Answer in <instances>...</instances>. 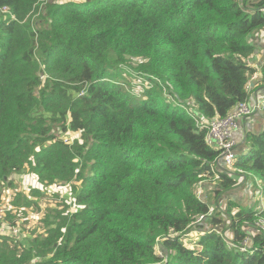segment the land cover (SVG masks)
<instances>
[{
	"label": "trees",
	"instance_id": "trees-1",
	"mask_svg": "<svg viewBox=\"0 0 264 264\" xmlns=\"http://www.w3.org/2000/svg\"><path fill=\"white\" fill-rule=\"evenodd\" d=\"M256 30L264 0H0V198L25 171L41 186L78 181L74 209L44 233L0 236V264H264L251 230L264 131L234 163L255 206L223 210L236 175L215 167L187 111L224 116L247 99ZM127 75L151 85L134 95ZM202 181L213 213L191 224L210 208Z\"/></svg>",
	"mask_w": 264,
	"mask_h": 264
},
{
	"label": "rangeland",
	"instance_id": "rangeland-1",
	"mask_svg": "<svg viewBox=\"0 0 264 264\" xmlns=\"http://www.w3.org/2000/svg\"><path fill=\"white\" fill-rule=\"evenodd\" d=\"M125 78L130 80L128 84L129 88L127 87V89L137 96L141 95L144 89L151 85V83L146 85L148 80L140 76L127 75ZM163 94L170 98V95L164 88ZM75 136L77 134L69 133L64 137L66 139H73ZM12 178L13 184L11 186H4L2 197L0 198V205L5 207V221L13 222L22 231V234H18L19 237H10L14 243L24 244L26 239H30L38 233H44L46 227L45 219L53 211H63L66 214L74 209L71 185L72 183L77 184L78 181L74 180L73 182L66 183L57 182L54 185L41 186L35 177L27 171L13 175ZM242 180L241 178L239 181ZM203 183L207 184V181H202L198 184L197 193L201 198L207 199L208 194L201 186ZM36 187L39 189L36 190ZM209 198L211 199L212 196L209 195ZM210 199V202L208 201L209 207H213L214 205ZM256 202H253L254 205ZM226 203L227 200L225 199L222 203L223 210L226 209ZM251 230L252 232L261 234L255 227H252ZM197 235H194L192 238L186 237L182 240L184 242L193 241ZM250 244L248 242V245ZM157 254L161 255L160 250H158Z\"/></svg>",
	"mask_w": 264,
	"mask_h": 264
},
{
	"label": "built area",
	"instance_id": "built-area-1",
	"mask_svg": "<svg viewBox=\"0 0 264 264\" xmlns=\"http://www.w3.org/2000/svg\"><path fill=\"white\" fill-rule=\"evenodd\" d=\"M3 11H7V9L4 8ZM149 83L150 81H148L146 85H149ZM257 108V105H250L246 99L237 103L226 115L214 116L212 118L204 117L195 113L193 108L187 109L188 113L194 116L196 124L205 128L206 143L218 150V163L215 167L220 168V170L227 169V171H231V174L236 175V178L239 179H245L247 172L240 167L234 166L238 155L235 153L236 142L232 137L233 129L236 126L238 119L252 115ZM219 161L223 162V167H220ZM212 171L213 179H217L218 173L214 170V167H212ZM254 183L258 186L256 189L257 195L259 197L258 210H261L264 208V191L259 186V181L257 179H254ZM212 213L213 208L210 207L205 214L200 215L191 224L202 222L206 218L208 219ZM255 228L264 236V217L257 218L255 222ZM18 234H22L20 227L18 225H9L8 221H5V207L0 205V236L4 235L7 237H19ZM247 240L248 238L243 241V244H245Z\"/></svg>",
	"mask_w": 264,
	"mask_h": 264
},
{
	"label": "crops",
	"instance_id": "crops-1",
	"mask_svg": "<svg viewBox=\"0 0 264 264\" xmlns=\"http://www.w3.org/2000/svg\"><path fill=\"white\" fill-rule=\"evenodd\" d=\"M250 42L253 45V51L249 63L254 68V74L249 81L247 102L250 105H257L258 108L252 115L238 119L233 129V137L236 142L235 153L238 156L247 152L246 136L248 134L264 131V30L254 31L250 37ZM219 165L220 167L224 166L222 161H219ZM237 179L236 185L224 192L220 203L222 204L226 199L243 206H255L253 202L257 199L252 195L245 179L242 178V181H239V178ZM201 186L208 194L207 199L204 200L208 201L210 199L207 192L209 184L203 183Z\"/></svg>",
	"mask_w": 264,
	"mask_h": 264
},
{
	"label": "clouds",
	"instance_id": "clouds-1",
	"mask_svg": "<svg viewBox=\"0 0 264 264\" xmlns=\"http://www.w3.org/2000/svg\"><path fill=\"white\" fill-rule=\"evenodd\" d=\"M199 195V194H198ZM200 196V195H199Z\"/></svg>",
	"mask_w": 264,
	"mask_h": 264
}]
</instances>
